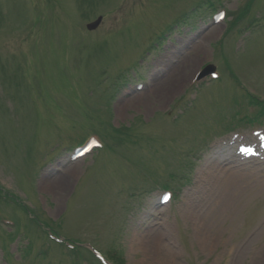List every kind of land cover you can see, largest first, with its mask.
<instances>
[{
  "label": "rangeland",
  "instance_id": "obj_1",
  "mask_svg": "<svg viewBox=\"0 0 264 264\" xmlns=\"http://www.w3.org/2000/svg\"><path fill=\"white\" fill-rule=\"evenodd\" d=\"M249 1L214 0V23L208 0H0V264L86 256L35 221L117 264H264V157L212 154L222 130L264 132V0ZM207 63L221 79L194 88ZM96 131L110 150L67 161Z\"/></svg>",
  "mask_w": 264,
  "mask_h": 264
},
{
  "label": "water",
  "instance_id": "obj_2",
  "mask_svg": "<svg viewBox=\"0 0 264 264\" xmlns=\"http://www.w3.org/2000/svg\"><path fill=\"white\" fill-rule=\"evenodd\" d=\"M100 21H101V17H99L95 22L88 24L87 28L89 30H92V29L96 28L97 25H99ZM208 69H211V68H208ZM205 72H208V71H205Z\"/></svg>",
  "mask_w": 264,
  "mask_h": 264
},
{
  "label": "snow or ice",
  "instance_id": "obj_3",
  "mask_svg": "<svg viewBox=\"0 0 264 264\" xmlns=\"http://www.w3.org/2000/svg\"><path fill=\"white\" fill-rule=\"evenodd\" d=\"M241 151H244V149H241Z\"/></svg>",
  "mask_w": 264,
  "mask_h": 264
}]
</instances>
